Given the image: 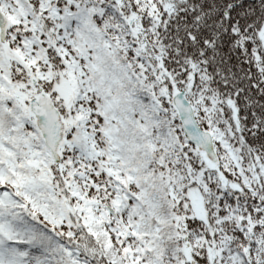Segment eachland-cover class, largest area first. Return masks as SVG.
I'll list each match as a JSON object with an SVG mask.
<instances>
[{
  "label": "snow or ice",
  "instance_id": "obj_1",
  "mask_svg": "<svg viewBox=\"0 0 264 264\" xmlns=\"http://www.w3.org/2000/svg\"><path fill=\"white\" fill-rule=\"evenodd\" d=\"M0 264H264V0H0Z\"/></svg>",
  "mask_w": 264,
  "mask_h": 264
}]
</instances>
